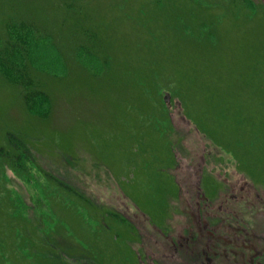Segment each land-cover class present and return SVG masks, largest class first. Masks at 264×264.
Here are the masks:
<instances>
[{"label": "rangeland", "instance_id": "374dc122", "mask_svg": "<svg viewBox=\"0 0 264 264\" xmlns=\"http://www.w3.org/2000/svg\"><path fill=\"white\" fill-rule=\"evenodd\" d=\"M9 20L43 36L16 66L51 104L0 73V148L33 158L0 156V264H204L236 216L264 231V0H0Z\"/></svg>", "mask_w": 264, "mask_h": 264}, {"label": "trees", "instance_id": "16d2710c", "mask_svg": "<svg viewBox=\"0 0 264 264\" xmlns=\"http://www.w3.org/2000/svg\"><path fill=\"white\" fill-rule=\"evenodd\" d=\"M5 34L6 36L0 35V73L3 74L10 82L18 84L21 88L23 103L26 106L28 112L33 113V106L37 102H42V98L46 100L47 103L51 104V99L49 95L44 92L41 88H38L34 79L31 75L28 74L27 70H30L29 62L27 58L23 57V61L20 65L16 66L17 57L22 58L23 50L19 40L23 43V39H25V35L27 33L32 34L35 38H42L38 27L30 21L20 20L18 22L15 21H6L4 23ZM52 41V39H50ZM39 41V40H37ZM55 49L58 54H60L59 49L53 43ZM82 51L90 52L95 57H98V53L96 50L84 46L82 47ZM81 52V51H80ZM17 67V69H16ZM34 70V69H33ZM36 71V70H35ZM8 72H11L10 77ZM34 102V103H33ZM7 139L11 145L10 150H4L0 148V156L9 162V165L16 168H20L19 163L22 158L27 159L28 161L33 163V158L31 153L29 152L25 142L16 134L9 132L7 133ZM14 152H17L14 154Z\"/></svg>", "mask_w": 264, "mask_h": 264}, {"label": "flooded vegetation", "instance_id": "af4514ba", "mask_svg": "<svg viewBox=\"0 0 264 264\" xmlns=\"http://www.w3.org/2000/svg\"><path fill=\"white\" fill-rule=\"evenodd\" d=\"M202 197L204 198L206 203H208L209 199L205 196L204 193H202ZM204 213L209 214V212L206 210ZM203 220V222L200 221V227L204 235V231L208 225V222L205 218ZM233 220L234 222L231 223V228L233 229V231L230 233V235H226L223 237L225 245L231 246L229 248L230 253L227 252L228 250L226 247L220 253H218L217 251H205L204 249V251L202 252L204 264H217L218 257H220V260L223 261L225 259L227 261V264H238V262L240 261L239 257H243V259H245L243 253H239L240 251H253V255L249 253V255L247 256V264H262L259 261L255 263L254 256L261 255L257 251H264V231H262L261 234L254 233L253 228L255 224H253L252 222V224L250 225L249 223L246 224L248 221L239 219V216H236V218H233ZM219 224H221V222ZM239 233L241 234V236L239 235ZM206 241H209V238H206ZM229 254L231 257H229ZM241 262H243L244 264V261Z\"/></svg>", "mask_w": 264, "mask_h": 264}, {"label": "water", "instance_id": "95a60500", "mask_svg": "<svg viewBox=\"0 0 264 264\" xmlns=\"http://www.w3.org/2000/svg\"><path fill=\"white\" fill-rule=\"evenodd\" d=\"M168 98V97H167ZM167 101H168V99H167Z\"/></svg>", "mask_w": 264, "mask_h": 264}]
</instances>
